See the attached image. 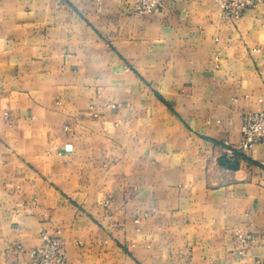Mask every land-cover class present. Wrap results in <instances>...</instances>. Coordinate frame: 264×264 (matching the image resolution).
<instances>
[{"label":"crops","instance_id":"obj_1","mask_svg":"<svg viewBox=\"0 0 264 264\" xmlns=\"http://www.w3.org/2000/svg\"><path fill=\"white\" fill-rule=\"evenodd\" d=\"M216 1L0 0V264H264V6Z\"/></svg>","mask_w":264,"mask_h":264},{"label":"built area","instance_id":"obj_2","mask_svg":"<svg viewBox=\"0 0 264 264\" xmlns=\"http://www.w3.org/2000/svg\"><path fill=\"white\" fill-rule=\"evenodd\" d=\"M216 2L222 14L231 21L239 20L246 10L264 6V0H217ZM162 5L163 0H132V13L134 16H150L160 12ZM109 107L115 108L113 105ZM241 120L242 141L238 150L247 153L254 145L264 142V110L244 113ZM64 129L69 130L68 127ZM66 150L69 151L70 146H67ZM238 238L241 244L247 240L242 236ZM40 241L39 248L28 251L33 264L66 263V251L60 239L41 233ZM17 249L20 253L24 252L20 246Z\"/></svg>","mask_w":264,"mask_h":264},{"label":"water","instance_id":"obj_3","mask_svg":"<svg viewBox=\"0 0 264 264\" xmlns=\"http://www.w3.org/2000/svg\"><path fill=\"white\" fill-rule=\"evenodd\" d=\"M223 163L226 164L228 167H234V166H232L230 164H227L226 161H223Z\"/></svg>","mask_w":264,"mask_h":264}]
</instances>
